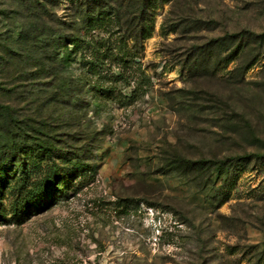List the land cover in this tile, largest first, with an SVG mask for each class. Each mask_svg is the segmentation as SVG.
<instances>
[{
	"label": "rangeland",
	"instance_id": "374dc122",
	"mask_svg": "<svg viewBox=\"0 0 264 264\" xmlns=\"http://www.w3.org/2000/svg\"><path fill=\"white\" fill-rule=\"evenodd\" d=\"M44 5L0 0V145L14 125L41 130L91 171L42 212L0 223V264H264V0L162 1L144 39L124 38L127 67L104 59L126 78L103 80L112 94L67 97L41 46L18 39ZM49 11L68 21L72 6ZM230 161L238 169H217Z\"/></svg>",
	"mask_w": 264,
	"mask_h": 264
},
{
	"label": "trees",
	"instance_id": "16d2710c",
	"mask_svg": "<svg viewBox=\"0 0 264 264\" xmlns=\"http://www.w3.org/2000/svg\"><path fill=\"white\" fill-rule=\"evenodd\" d=\"M45 1L48 7L43 6L44 13L36 6L28 28L17 35L19 42L32 40L33 48L41 46L47 61L42 65L43 72L52 82H58L60 96L67 97L101 92L112 94L110 88L103 86V80L113 77L109 75L126 78L120 69L115 72L117 67L104 59L113 58L120 68H126L130 58L125 39H144L151 29L150 13L165 0H126L128 3L124 7L122 0L115 5L110 0H68L72 6L68 21L58 20L49 11V7H56L61 0ZM131 17L135 21L134 32L129 28ZM124 24L122 34H115V27ZM101 30L108 38L96 40L94 32ZM112 37L114 44H110ZM244 47L239 44L234 53L239 56ZM74 65L81 73L76 80H71ZM91 77L96 78L95 82L89 80ZM73 98L71 102L77 103L79 98ZM78 102L84 103L82 99ZM0 109L8 111L7 107L0 106ZM13 127L16 132L7 134V140L0 145V223L5 224H20L26 217L42 212L91 171L78 156L69 157L51 141L41 138V130H33L37 136H32L19 126ZM19 130L22 134L16 135ZM237 166L238 162L232 161L216 164L222 171L238 169ZM8 189L13 197L9 210L2 204L3 191Z\"/></svg>",
	"mask_w": 264,
	"mask_h": 264
}]
</instances>
